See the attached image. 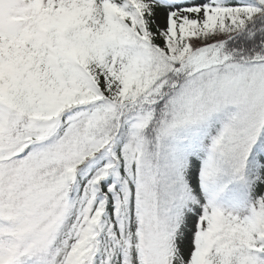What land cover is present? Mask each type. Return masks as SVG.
<instances>
[{
  "label": "snow or ice",
  "instance_id": "snow-or-ice-1",
  "mask_svg": "<svg viewBox=\"0 0 264 264\" xmlns=\"http://www.w3.org/2000/svg\"><path fill=\"white\" fill-rule=\"evenodd\" d=\"M0 264H264V0H0Z\"/></svg>",
  "mask_w": 264,
  "mask_h": 264
}]
</instances>
